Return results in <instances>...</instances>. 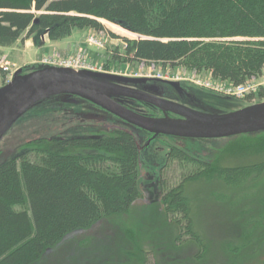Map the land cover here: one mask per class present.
<instances>
[{
  "label": "trees",
  "instance_id": "obj_1",
  "mask_svg": "<svg viewBox=\"0 0 264 264\" xmlns=\"http://www.w3.org/2000/svg\"><path fill=\"white\" fill-rule=\"evenodd\" d=\"M103 21L143 37H123V50L116 48L111 61L180 65L234 85L264 72V0H0V48L30 38L40 44L44 33L59 41L76 29L108 32ZM7 75L0 69V87ZM252 97L227 96L236 109L253 104ZM72 98L90 111L81 113L88 123L71 127L70 136L35 138L0 164V264H36L68 235L129 215L142 197L145 130ZM229 154L225 161L222 155L205 161L173 146L157 181L175 246L196 248L192 264H205L212 251L196 216L204 198L234 212L238 239L225 249L242 260L243 251L264 246V145ZM176 163L181 170L174 182L167 172ZM126 248L125 264H149L154 254L135 242Z\"/></svg>",
  "mask_w": 264,
  "mask_h": 264
},
{
  "label": "rangeland",
  "instance_id": "obj_2",
  "mask_svg": "<svg viewBox=\"0 0 264 264\" xmlns=\"http://www.w3.org/2000/svg\"><path fill=\"white\" fill-rule=\"evenodd\" d=\"M34 12L36 15L42 12L45 13V11L37 12L36 10ZM103 23L108 32L76 29L68 38V41H70L69 53H65L63 50H54V48L50 50L47 46L41 47L49 39L48 34L45 33L39 34L40 44L32 38L27 39L32 40L34 44V47L30 49L23 47L26 40L18 41L21 47L13 51H9V48L5 49L10 54V64L3 59V51L0 49L2 53L0 67L3 68L2 66L7 65L11 70H14L16 66H13V64L17 63L18 68L22 67L24 73H26L29 69L28 66L33 69L35 67L33 65L41 63L44 58H52L53 61L55 58L81 55L82 60L95 68L96 72H123L133 76L150 73L156 76L160 73L171 78L178 76L186 79L192 78V72L180 65L173 67L158 63H118L114 60L111 61L110 57L116 48L123 50V37L138 39L139 36L113 28L104 21ZM115 25L122 28L117 24ZM74 45H76L75 48ZM43 55L47 56L42 58ZM201 77L205 78L206 75L202 74ZM151 78L153 80H164L159 79V77ZM188 82L194 88L198 87L191 81ZM200 100L205 105L211 104V107L213 106L210 109L211 112H229L236 109L230 108L232 105L228 104L229 99L225 97H223V100H218L211 94H203L200 96ZM74 101L75 99L72 96L52 97L24 113L0 140V164L21 152L26 143L35 138L70 136L71 127L88 123L86 120H90V117H86L81 113L86 114L90 111H86V108L81 104L73 103ZM126 105L136 111L151 114V116H162L161 112L152 111L141 104H133L132 106L135 107H132L126 102ZM191 107L197 106L192 103ZM81 117L83 118L79 121ZM260 133L262 134L259 135ZM140 135L142 141L140 145V166L143 174L141 179L143 192L141 199L136 203L132 212L123 218L117 217L104 220L89 230L77 231L68 235L62 242L49 249L43 260L36 264H125L124 251L128 245H132L134 242L144 246V248L153 249L154 254L151 255L149 264H157V262L159 264H192L190 257L196 251V248L175 246L172 232L175 226L165 220L163 206L159 199L161 191L156 185L170 149L173 146L181 147L190 155L205 161L218 159L222 155L221 158L225 161L228 160L229 151L238 152L239 149L248 147L251 143L264 145V131L249 134L245 137L232 136L216 139H192L170 135H159L154 138L153 134L147 131H142ZM180 170L181 168L177 163L173 164L167 175L172 181L176 182ZM149 176L151 177L149 178ZM245 183H247L245 186L252 184L249 181ZM261 188L264 192L263 185ZM230 211L229 208L225 207V202L218 203L213 197L210 199L204 198L200 207H197L196 216L198 215L202 228L206 230L207 236L213 242L210 248L212 250L211 256L209 255L205 264H234V262L236 264L237 260V264H264V246L258 253L249 254L243 251L245 256L242 257V260L237 255L234 256L227 248L225 249L226 243H233L238 239L235 232L238 230L239 225L233 221L234 212L231 211V213ZM125 225L127 229H125ZM85 242L90 245L85 246ZM175 260L178 263H175Z\"/></svg>",
  "mask_w": 264,
  "mask_h": 264
},
{
  "label": "water",
  "instance_id": "obj_3",
  "mask_svg": "<svg viewBox=\"0 0 264 264\" xmlns=\"http://www.w3.org/2000/svg\"><path fill=\"white\" fill-rule=\"evenodd\" d=\"M149 80L152 79L50 65H40L24 73L21 67L9 82L0 87V140L30 108L55 96L88 100L125 122L153 134L154 138L170 135L216 139L264 131V101L229 112H205L138 87ZM166 82L180 88V82ZM124 99L154 106L162 112V116L136 111L126 106Z\"/></svg>",
  "mask_w": 264,
  "mask_h": 264
},
{
  "label": "built area",
  "instance_id": "obj_4",
  "mask_svg": "<svg viewBox=\"0 0 264 264\" xmlns=\"http://www.w3.org/2000/svg\"><path fill=\"white\" fill-rule=\"evenodd\" d=\"M41 62L43 64L74 68L77 70L79 69L96 70L95 68H92L90 64H86L85 61L82 60L81 55H77L75 57L69 56L66 58H55V60L53 61L52 58H44ZM2 67L4 71H11L10 75L7 77V81L11 80L13 71L7 65ZM116 74L128 75L123 72H117ZM135 76L159 77L163 79H175V80L186 79L182 76L171 78L164 74L161 75L160 73L156 76L153 75L152 73L146 75L139 74ZM191 77H192L191 79L190 78L187 79L191 80L193 83L199 86H202L204 88L210 89L216 93L223 94L226 96L236 97L239 99H247L248 97L253 96L251 101L256 102L260 98V93L262 92L264 94V72L260 78H252L251 80L241 85H234L233 83L230 82L219 81L214 79L211 75L202 78L201 75L197 74L196 72H193Z\"/></svg>",
  "mask_w": 264,
  "mask_h": 264
},
{
  "label": "flooded vegetation",
  "instance_id": "obj_5",
  "mask_svg": "<svg viewBox=\"0 0 264 264\" xmlns=\"http://www.w3.org/2000/svg\"><path fill=\"white\" fill-rule=\"evenodd\" d=\"M138 87L142 90L150 92L159 97L180 102L187 106L190 105V107L192 106V103H194L195 106H197V107H193L194 109L205 112H211L210 109H212L213 106L211 107V104H207V105L203 104L202 101L200 100L201 95L211 94L215 96V99L218 100H223V97L227 98L226 96L204 89L199 86L197 88H194L191 84H189L187 80L180 81V88L174 87L173 85L168 84L166 81L153 80V79L149 80L148 82L140 84ZM124 101L125 103L128 102V104H130L131 106L133 104L134 105L141 104L147 106L148 109L161 112L159 109L155 108L154 106L143 104L135 100L124 99Z\"/></svg>",
  "mask_w": 264,
  "mask_h": 264
},
{
  "label": "crops",
  "instance_id": "obj_6",
  "mask_svg": "<svg viewBox=\"0 0 264 264\" xmlns=\"http://www.w3.org/2000/svg\"><path fill=\"white\" fill-rule=\"evenodd\" d=\"M68 38L69 37H67L65 39H62V40H59V41H51V40L48 39V41L45 42L41 47L47 46L48 48H50V50L54 48V50H63L65 53L66 52L69 53L70 52V41H68ZM76 45H74V48L76 47ZM19 47H21V46H19V42H18V43H16L15 45H13L11 47H2V48H0L3 51V55H2L3 59H5L6 62L10 64V62H9L10 54L7 52L8 50H5V49L9 48V51L10 50L13 51V50H15L16 48H19ZM23 47L25 49H30V48L34 47V44H33L32 40L31 41L26 40V42L23 45ZM44 56H47V55H43L42 58ZM33 62H35V61L33 60ZM13 66L18 67L17 63H14Z\"/></svg>",
  "mask_w": 264,
  "mask_h": 264
},
{
  "label": "bare ground",
  "instance_id": "obj_7",
  "mask_svg": "<svg viewBox=\"0 0 264 264\" xmlns=\"http://www.w3.org/2000/svg\"><path fill=\"white\" fill-rule=\"evenodd\" d=\"M104 22H106L107 24H109V25H110L111 27H113V28L121 29L122 31L131 34L130 32H128V31H126V30H123L122 28L116 26V25L113 24V23H110V22H107V21H104Z\"/></svg>",
  "mask_w": 264,
  "mask_h": 264
}]
</instances>
